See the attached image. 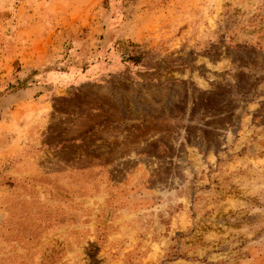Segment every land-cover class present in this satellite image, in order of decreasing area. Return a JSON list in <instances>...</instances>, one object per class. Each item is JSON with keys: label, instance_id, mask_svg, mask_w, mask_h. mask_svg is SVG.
<instances>
[{"label": "rangeland", "instance_id": "374dc122", "mask_svg": "<svg viewBox=\"0 0 264 264\" xmlns=\"http://www.w3.org/2000/svg\"><path fill=\"white\" fill-rule=\"evenodd\" d=\"M0 264H264V0H0Z\"/></svg>", "mask_w": 264, "mask_h": 264}]
</instances>
